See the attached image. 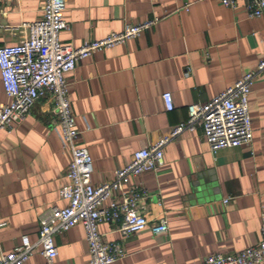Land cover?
<instances>
[{
    "label": "crops",
    "instance_id": "1",
    "mask_svg": "<svg viewBox=\"0 0 264 264\" xmlns=\"http://www.w3.org/2000/svg\"><path fill=\"white\" fill-rule=\"evenodd\" d=\"M64 46L117 33L125 24L154 21L137 37L95 51L65 74L66 97L78 131L74 146L91 158V183L110 181L132 153L155 143L187 118L189 104L210 101L264 58V11L248 18L243 0L234 9L215 0H65ZM43 0H0V46L14 45L39 20ZM168 92L172 110L161 94ZM9 100L0 81V103ZM251 142L211 153L200 128L163 148L164 165L144 172L114 194L146 193L137 211L164 223L165 235L148 227L121 237L114 223L99 222L105 242H119L123 256L111 264H201L214 253H235L259 239L264 211V73L247 99ZM54 104L46 94L33 102L10 132L0 131V254L27 236L35 244L24 264H44L36 244L38 216L65 206L69 150L58 139ZM223 201H226L225 203ZM53 264H87L83 230L55 233ZM260 264H264L260 263Z\"/></svg>",
    "mask_w": 264,
    "mask_h": 264
},
{
    "label": "built area",
    "instance_id": "2",
    "mask_svg": "<svg viewBox=\"0 0 264 264\" xmlns=\"http://www.w3.org/2000/svg\"><path fill=\"white\" fill-rule=\"evenodd\" d=\"M224 7L234 9L236 0H215ZM65 0H43L39 20L27 25V35L14 45L0 46V81L7 103H0V131L10 132L12 125L27 115L33 102L48 94L54 104L58 123V139L62 148L70 153L65 176L67 184L58 191L65 206L53 205L37 219L36 244L44 264H53L57 249L53 242L55 233L80 225L87 246V264H111L123 256L119 242H105L97 230L99 222L114 223L116 231L125 237L148 227L154 236L165 235L164 223H150L137 211V204L147 195L137 188L114 194L144 172H156L164 165L163 148L185 131L197 127L209 151L247 146L251 142L250 118L247 99L254 79L264 73V58L244 73L232 85L215 95L210 101L189 104L185 121L172 127L155 143L134 151L123 167L113 172L110 181L97 185L91 183V158L83 147L74 146L78 131L73 128V117L66 97L65 74L79 59L95 51L122 44L137 37L154 21L125 24L121 31L109 33L99 40L84 41L80 47L71 48L59 42L58 34L67 28L62 18ZM243 10L248 18H259L264 11V0H243ZM165 111L172 110L168 92L161 94ZM224 203L226 201H223ZM5 222L0 220V229ZM259 239L252 246L235 253H214L205 256L201 264H260L264 262V211L259 214ZM36 245L27 236L12 251L0 254V264H24Z\"/></svg>",
    "mask_w": 264,
    "mask_h": 264
}]
</instances>
